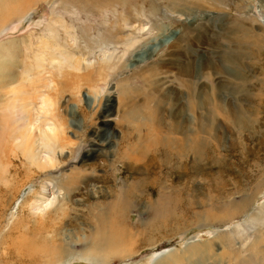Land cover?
<instances>
[{"label":"rangeland","instance_id":"1","mask_svg":"<svg viewBox=\"0 0 264 264\" xmlns=\"http://www.w3.org/2000/svg\"><path fill=\"white\" fill-rule=\"evenodd\" d=\"M29 2L0 29V264H93L103 229L108 264H264V0Z\"/></svg>","mask_w":264,"mask_h":264},{"label":"bare ground","instance_id":"2","mask_svg":"<svg viewBox=\"0 0 264 264\" xmlns=\"http://www.w3.org/2000/svg\"><path fill=\"white\" fill-rule=\"evenodd\" d=\"M30 0H28L27 2H24V0H0V29H2V27L4 26V24L11 18L10 16H12L13 14L17 13L18 11H20V8L24 5H28L30 2ZM96 3H101V0H95ZM74 3V2H73ZM92 3V2H91ZM95 3V4H96ZM76 4V2H75ZM107 4V3H106ZM98 7V6H97ZM99 8V7H98ZM100 10V9H99ZM21 12V11H20ZM19 12V15H21V13ZM24 13V12H23ZM13 17V16H12ZM5 48V47H4ZM7 48V47H6ZM45 48V47H44ZM5 50V49H4ZM1 53H5L3 52V47H0V54ZM6 54V53H5ZM7 67H9V65L4 66V69H7ZM0 69H1V63H0ZM1 73V71H0ZM49 132H52V129L49 128L47 131L42 130L41 131V135L44 139L48 138V134ZM42 145V144H41ZM42 147V146H40ZM49 149V151H46V149ZM43 149V148H42ZM41 150V149H40ZM51 148L48 145H45V151L40 152V154L38 155V157L36 159H34V161L32 162V164L35 165V167H37L38 170H45L47 169V167H49L51 164L53 165L55 162V157H54V152L51 154L52 151H50ZM44 154V157H41V154ZM53 166H51L52 168ZM48 202V201H46ZM45 202V203H46ZM50 204V203H49ZM49 204H44L43 205H32V210L36 212L40 211L41 208H45L47 207ZM102 223V222H101ZM104 223V222H103ZM102 223V224H103ZM101 224V225H102ZM105 224V223H104ZM105 227V226H104ZM112 228V227H111ZM105 229H103L97 236L94 242H91L89 244H87V250H88V258L87 260L91 261L93 264H108L110 261L108 260L109 257L114 256V250L118 249V244H119V240L118 238L114 237L116 235V233H118L117 231L114 232L115 235L112 236H107V234L105 233ZM113 232V231H112ZM118 235V234H117ZM67 242V241H66ZM25 243V242H24ZM22 244V246H19L16 248L17 252H18V258L22 261H26L25 258H27L29 255V253L31 252V248L28 246V243ZM33 247V246H32ZM56 247V246H55ZM253 247V246H252ZM57 248V247H56ZM48 253H50L52 250L48 247L47 248ZM15 250V252H16ZM60 250V249H59ZM124 252V251H122ZM255 254L258 256H261V258H264V250L263 249H255ZM46 255V254H45ZM32 256V255H31ZM119 256H121V258H123V253H120ZM125 257V256H124ZM130 257V256H128ZM34 258V257H33ZM105 258V259H104ZM127 258V257H126ZM30 259V258H29ZM175 261L177 260V258H174ZM256 259L255 256H248L244 259H241L240 262L238 264H255L254 260ZM119 260V258H118ZM264 260V259H263ZM32 262H35L37 260H31ZM256 261V260H255Z\"/></svg>","mask_w":264,"mask_h":264}]
</instances>
